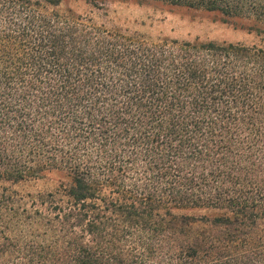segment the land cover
Listing matches in <instances>:
<instances>
[{
	"label": "trees",
	"instance_id": "obj_1",
	"mask_svg": "<svg viewBox=\"0 0 264 264\" xmlns=\"http://www.w3.org/2000/svg\"><path fill=\"white\" fill-rule=\"evenodd\" d=\"M65 1L0 0V264H264V44L153 37L96 19L107 0ZM116 1L264 37V0Z\"/></svg>",
	"mask_w": 264,
	"mask_h": 264
},
{
	"label": "rangeland",
	"instance_id": "obj_2",
	"mask_svg": "<svg viewBox=\"0 0 264 264\" xmlns=\"http://www.w3.org/2000/svg\"><path fill=\"white\" fill-rule=\"evenodd\" d=\"M63 9H72L77 13L86 14L89 13L91 7L85 0H66L63 3ZM95 18L153 37L165 35L191 39L199 36L201 38L264 44V37L233 27L232 24L222 21L220 16L213 13L179 8L157 1L140 5L133 2L107 0L102 14H96ZM57 179V175L51 174L45 178L18 183L13 188L21 195L28 192L34 194L52 189L57 184ZM10 262H6V264Z\"/></svg>",
	"mask_w": 264,
	"mask_h": 264
}]
</instances>
